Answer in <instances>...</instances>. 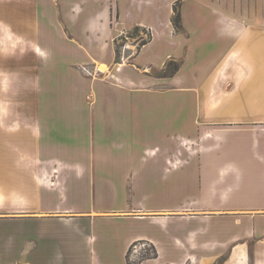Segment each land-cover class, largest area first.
Returning <instances> with one entry per match:
<instances>
[{
	"label": "crops",
	"instance_id": "0c3cea01",
	"mask_svg": "<svg viewBox=\"0 0 264 264\" xmlns=\"http://www.w3.org/2000/svg\"><path fill=\"white\" fill-rule=\"evenodd\" d=\"M175 1L34 0L43 59L0 104V264H126L136 241L139 264H264V6L182 0L176 31Z\"/></svg>",
	"mask_w": 264,
	"mask_h": 264
},
{
	"label": "rangeland",
	"instance_id": "374dc122",
	"mask_svg": "<svg viewBox=\"0 0 264 264\" xmlns=\"http://www.w3.org/2000/svg\"><path fill=\"white\" fill-rule=\"evenodd\" d=\"M33 2L34 0H0V22L1 23H11L15 30L21 34L22 41L16 43L15 40V55H8L7 54V44L9 43V40L6 41L4 44H0V80L4 79L6 77L7 73L13 72L14 76L11 78L10 81L13 79L14 89L11 92L5 91V85L2 87L3 92L0 93V104L2 102L4 103L8 99L14 98L13 102L15 106L21 105L22 100V74L25 76L28 75V73H32L34 71L35 63L43 59V56L38 54L35 50L36 42H37V36L35 35V31L33 28ZM30 6V20L28 18V10ZM242 5L238 4V12H240L242 9ZM264 4L262 5L261 0L260 3L257 5L255 4V9L261 10ZM258 7V8H257ZM20 16V17H19ZM19 17V18H18ZM24 18L25 28L27 30H23V27L20 24H17L19 19ZM30 27V29H28ZM7 34L6 30L1 27L0 28V37H3ZM140 36L146 37L145 33L140 32ZM134 39L129 38V40L126 43V46H121L120 52L121 56H127L129 53L134 52L135 50V43L133 41ZM172 66L170 67V69ZM36 69V68H35ZM169 69V70H170ZM93 70V69H92ZM18 74V75H17ZM27 80V77H26ZM25 80V81H26ZM13 96V97H11ZM9 102H12L11 100ZM85 200L84 197H82V202ZM132 246H129L128 248V259L129 263H137L140 260L141 255H134L132 253ZM147 250L146 252H148ZM150 253V252H148ZM213 264H220V261H216Z\"/></svg>",
	"mask_w": 264,
	"mask_h": 264
},
{
	"label": "trees",
	"instance_id": "16d2710c",
	"mask_svg": "<svg viewBox=\"0 0 264 264\" xmlns=\"http://www.w3.org/2000/svg\"><path fill=\"white\" fill-rule=\"evenodd\" d=\"M182 0H176L173 4V13L171 16V22L174 26V29L176 31H180L181 30V24H180V14H179V6L181 4ZM140 32L145 33L146 37L140 36ZM129 38L134 39V43H135V50L132 53H129L127 56L128 58H130L135 52H137L139 50V48L145 44L147 41H149V39L151 38V33L148 29H146L145 27L139 26V25H135L133 28H131L130 30L122 33L121 35L117 36L114 39V48H115V61L116 62H121L122 60V56H121V52H120V47L122 46H126L127 41L129 40ZM172 66V68L170 69V67ZM179 66V63L173 59H170L169 61H167L164 65V68L161 70V74L163 75H169L172 74L173 72H175L177 70ZM170 69V70H169ZM150 248L151 250H149L148 252H146L145 254H142L140 257L139 262L137 263H133V264H139L142 260L146 259V258H152L156 256V252L154 247L150 244ZM128 251L126 253V264H131L129 263V259H128Z\"/></svg>",
	"mask_w": 264,
	"mask_h": 264
},
{
	"label": "built area",
	"instance_id": "2783aa9c",
	"mask_svg": "<svg viewBox=\"0 0 264 264\" xmlns=\"http://www.w3.org/2000/svg\"><path fill=\"white\" fill-rule=\"evenodd\" d=\"M82 69L86 72V73H92L93 70L88 69L86 67H82ZM130 246H132V253L134 255H142L145 254L147 250H151L150 248V244L146 241H136L133 242Z\"/></svg>",
	"mask_w": 264,
	"mask_h": 264
},
{
	"label": "bare ground",
	"instance_id": "6f19581e",
	"mask_svg": "<svg viewBox=\"0 0 264 264\" xmlns=\"http://www.w3.org/2000/svg\"><path fill=\"white\" fill-rule=\"evenodd\" d=\"M11 50H10V52L9 53H11L12 55H15V51H14V48H10ZM101 68L103 69V67L101 66Z\"/></svg>",
	"mask_w": 264,
	"mask_h": 264
}]
</instances>
